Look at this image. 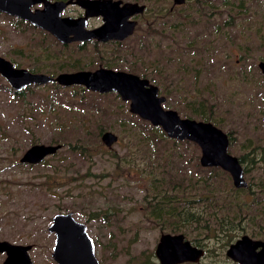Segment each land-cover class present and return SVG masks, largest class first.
Listing matches in <instances>:
<instances>
[{"label": "rangeland", "instance_id": "rangeland-1", "mask_svg": "<svg viewBox=\"0 0 264 264\" xmlns=\"http://www.w3.org/2000/svg\"><path fill=\"white\" fill-rule=\"evenodd\" d=\"M201 1L222 8L221 0ZM225 1L238 9L228 23H222L223 15L206 19L197 9L192 14L196 23L173 24L174 19L150 28L141 20L134 35L121 43L88 44L81 49L76 44L58 46L41 32L0 13V56L16 67L46 74L105 63L145 77L165 96L163 108L175 110L182 118L210 116V123L229 133V154L238 157L252 150L254 157H264V76L257 68L264 49V0ZM6 86L0 77V240L32 244L28 254L33 264H54L50 256L54 236L46 227L55 213L71 211L76 220L86 223L92 236L98 235L95 231L113 232L111 258L102 260L97 252L100 264H141L146 256L158 264L153 251L159 234L175 233L152 218L145 202L149 180L138 169L153 157H147L145 148L132 139L136 135L129 128L138 127L140 120L136 115L130 119L128 103L115 93L84 91L81 86L32 85L20 97ZM104 131L117 136L110 148L100 141ZM51 138L62 144L55 155L35 165L18 162L32 142L51 144ZM74 143L87 149L73 153L69 145ZM183 153L186 158H198L199 149L195 146ZM61 158L71 166L55 174L50 169ZM246 170L243 177L252 192L261 191L264 159ZM43 180H62V185L47 191L40 186ZM228 184L232 185L230 176ZM260 191L257 215L262 221L264 192ZM247 197L251 199L248 193ZM251 226L259 230L264 225L249 223L248 235ZM3 257L0 253V264ZM180 264L234 263L214 250L195 263Z\"/></svg>", "mask_w": 264, "mask_h": 264}, {"label": "water", "instance_id": "water-1", "mask_svg": "<svg viewBox=\"0 0 264 264\" xmlns=\"http://www.w3.org/2000/svg\"><path fill=\"white\" fill-rule=\"evenodd\" d=\"M36 3H42L43 7L32 12L30 7ZM69 3L83 7L84 14L77 18H61L60 11ZM119 3L120 1L112 0H0V13L44 29L61 43L90 39L103 42L110 39L121 40L131 34L135 22L128 21L127 17L142 9L134 3H123L121 6ZM91 16H100L103 22L93 29H86V19ZM258 66L264 74V63ZM0 77L17 92L30 85L55 82L64 87L79 85L91 92L115 93L128 103L129 113L152 126H158L168 138L188 140L196 144L201 166H215L226 171L235 188L247 186L238 158L227 151V134L210 122L182 118L175 110L163 108L164 97L158 95L157 87L136 74L98 67L48 75L14 67L10 61L0 56ZM100 141L110 148L117 141V136L111 131H104L100 135ZM60 146L59 143L31 144L19 156L18 162L39 164ZM46 229L54 234L50 256L56 264H98L86 226L75 220L72 212L55 213ZM30 249V244L0 240V253L4 254L1 264H32L28 254ZM153 253L158 264H180L197 262L202 257L203 250L192 245L181 233L165 232L159 234ZM224 254L236 264H264V240L242 234L228 244Z\"/></svg>", "mask_w": 264, "mask_h": 264}, {"label": "trees", "instance_id": "trees-1", "mask_svg": "<svg viewBox=\"0 0 264 264\" xmlns=\"http://www.w3.org/2000/svg\"><path fill=\"white\" fill-rule=\"evenodd\" d=\"M13 22L31 28L28 23L20 19L14 18ZM78 48L81 49L83 46ZM102 67L108 68L109 65L103 63ZM75 68V70L82 69L81 66H75ZM36 69L40 70L38 67ZM31 86L18 92L8 86L6 89L11 90L13 96L20 97L29 91ZM81 89L85 91L84 88ZM198 116L201 119L197 120L211 121L210 116L206 117L203 114ZM129 117L131 120L132 117L137 118L133 114H129ZM137 119L140 120L139 126L132 125L129 128L134 129L133 135L136 136L133 138L129 129L128 132L135 145L143 146L144 152L148 153L147 157H153L152 161L146 162L144 168L138 169L139 175L144 176V180H149V191L147 192L149 198H146L145 202L151 209L150 215L153 219L161 221L166 229L169 227L171 232L181 233L192 245L201 248L203 255H211L214 250H217L219 254L225 256L223 251L228 244L240 235L246 234V225L255 222L264 225V215L262 221L258 219L257 215L260 211L258 206L261 203L258 195L260 188L256 192H252L251 185L248 183L243 188L229 185V174L226 171L215 166L203 167L199 164L196 156L185 157L183 152L187 148L195 149L196 144L188 140L168 138L158 126H152L145 120ZM100 131L101 129L98 130V134ZM226 134L230 141L232 137L229 133ZM59 142V140L55 141L51 138L50 143L57 144ZM32 144L35 143L32 142ZM178 145L182 148H176ZM84 149H87V146L80 143L69 145V150L73 153L77 151L78 154H82ZM249 152V155L245 153L239 154L237 157L243 172L264 159L263 155L254 157L252 150ZM190 165L193 170H190ZM67 166L70 167L71 162L63 163V158H61V161L57 160L50 170L58 174L66 170ZM118 167L119 165L116 164V168ZM125 171H130V165L125 166ZM61 183L62 180H43L40 182V186L50 191L61 186ZM259 184L264 185L263 181H260ZM259 184L257 185L260 186ZM260 192H264V188H261ZM246 193L251 196V199L248 200V197L247 200L244 199ZM248 236L251 238L260 237L259 239L264 240V226L259 230H254V226H251ZM141 264L153 263L146 256L142 259Z\"/></svg>", "mask_w": 264, "mask_h": 264}, {"label": "flooded vegetation", "instance_id": "flooded-vegetation-1", "mask_svg": "<svg viewBox=\"0 0 264 264\" xmlns=\"http://www.w3.org/2000/svg\"><path fill=\"white\" fill-rule=\"evenodd\" d=\"M48 1L54 2V1H67V0H48ZM112 1H120L119 6H121L123 3H134L136 7H139V6L142 7L141 11L134 12L127 17L128 21H134L135 24H134L132 33L129 34L128 36H126L125 38L121 39V40L110 39V40L102 42V41H98L96 39H90V40H86V41H71L68 43H61L53 35H51L48 31L41 29L37 26H33V25L29 24L27 21L22 20L20 18H17V19H20V20L28 23L32 29L37 30V31L41 32L44 36L49 37L58 46H67L69 44H76V46L79 47V46H86L88 44H91V46L95 47L97 45H105L107 43H113V42L114 43H121L122 41L127 40L128 38H130L131 36L134 35L135 29L139 25L141 20L145 21L146 25L148 27L152 28L151 25H153V24H158V22H159L158 25H160V24L164 25V24L168 23L169 20H174V19H177V22L173 23V24L179 23L180 20H183L187 24L196 23V17H193L192 14H196L197 9H198V13L200 14V16H202L206 19L207 18L210 19L214 15H217V16L223 15L224 20L222 23H228L229 20H233L234 18H236V17H231V16H235L238 14V9H235L234 7L230 6L229 3L226 2L225 0H221L222 1V8H220V9L214 8V6L212 4H209V3L205 4L201 0H181V1H177V2H175L174 0H143V1H139V0H112ZM42 7H43L42 3H36L30 7V10L33 12L34 10L42 9ZM232 8H234V9H232ZM230 9H232V10H230ZM207 10H208V12H206V14H204L203 11H207ZM230 11H234V12H230ZM83 14H84V8L79 7L76 4H72V3L67 4L60 11V17L61 18H65V17L77 18V17L82 16ZM7 16H9V15H7ZM102 22H103V20H102V17H100V16L87 17L85 27H86V29H93V28L99 26ZM173 26L174 25L171 26L172 29H174ZM151 31H154V30H151ZM260 63H264V49H263V54H262L261 60H259L257 62V68L259 69V72L264 76V74L260 71V68L258 66V64H260ZM13 66L16 67L14 64H13ZM98 67H102V64H98L96 68H98ZM104 68H106V67H104ZM93 69H95V68H93ZM93 69H78V70H93ZM109 69H111V68H109ZM78 70H74V71H78ZM113 70H120V69H113ZM122 71H124V70H122ZM31 72H33V71H31ZM62 72H66V71H62ZM69 72H71V71H69ZM125 72H128V71H125ZM58 73H60V72H58ZM142 78H145V77H142ZM145 79H147V78H145ZM148 82L151 83L149 80H148ZM73 86H79V85H73ZM67 87H69V86H67ZM157 89H158V87H157ZM158 95H161V94H159V92H158ZM161 96L164 97V101L162 102V104H163L165 102V96L164 95H161ZM83 223L86 226L87 235L91 239V242L93 245L94 256H95L96 260L98 261V264H100V262H99L100 259H99V257H96V254L99 251L101 252L102 260L111 258V248H112L113 242L110 240L113 237V235H112L113 232L109 231L108 234H103L106 232L95 231L98 233V235L92 236L91 234H89L88 226L86 225V223L85 222H83ZM49 233H51V232H49ZM51 234L54 236L53 233H51ZM30 245L32 247V244H30ZM53 262H54V264H56L54 260H53ZM32 264H33V262H32Z\"/></svg>", "mask_w": 264, "mask_h": 264}]
</instances>
